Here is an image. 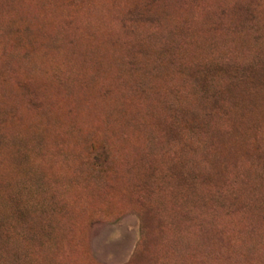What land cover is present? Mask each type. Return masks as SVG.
I'll return each mask as SVG.
<instances>
[{
	"label": "rangeland",
	"instance_id": "374dc122",
	"mask_svg": "<svg viewBox=\"0 0 264 264\" xmlns=\"http://www.w3.org/2000/svg\"><path fill=\"white\" fill-rule=\"evenodd\" d=\"M0 264H264V0H0Z\"/></svg>",
	"mask_w": 264,
	"mask_h": 264
},
{
	"label": "trees",
	"instance_id": "16d2710c",
	"mask_svg": "<svg viewBox=\"0 0 264 264\" xmlns=\"http://www.w3.org/2000/svg\"><path fill=\"white\" fill-rule=\"evenodd\" d=\"M254 97H255V96H254ZM254 97H252L250 100H248L247 103H246V105H247V104H253Z\"/></svg>",
	"mask_w": 264,
	"mask_h": 264
}]
</instances>
